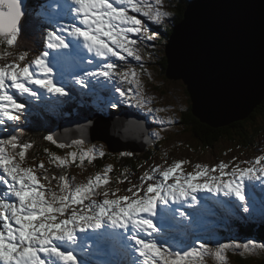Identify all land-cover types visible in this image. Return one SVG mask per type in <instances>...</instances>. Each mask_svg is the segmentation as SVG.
<instances>
[{
  "label": "snow or ice",
  "instance_id": "obj_1",
  "mask_svg": "<svg viewBox=\"0 0 264 264\" xmlns=\"http://www.w3.org/2000/svg\"><path fill=\"white\" fill-rule=\"evenodd\" d=\"M40 14L47 22L44 50L31 60H27L29 52L21 50L14 59L0 64V125L20 121L27 107L20 97L39 100L43 90L55 97L50 101L55 106L71 99L72 85L87 89L101 111L116 109L121 102L134 104L149 115L163 110L148 106L151 98L145 95L141 80L147 70L142 63L139 68L133 66L128 58L143 61L139 45L145 41L155 47L151 42L159 32L152 25L158 29L172 15L165 10L164 0H50ZM26 21L23 0H0V59L13 55L7 49L17 46ZM147 56L151 59L152 53ZM127 130L131 131L130 125ZM152 135L158 137L159 133ZM43 139L60 149L76 148L64 155L44 149L48 164L62 170L73 164L82 166L85 160L92 163L97 153L101 158L105 155L102 146L101 150L85 149L83 140L69 144L51 133ZM33 147L34 142H22L19 135L0 136V264H87L75 254H88L87 240L95 248L122 244L137 254L136 264H206L208 256L217 264H227L229 250H241L243 255L264 249V242L254 240L213 243L197 236L177 250L167 240L154 238V234L167 235L174 227L188 230L197 222L200 208L186 212L180 207L200 203L197 192L235 197L239 203L232 207L251 214L256 185L246 186L245 181H259L264 186V155L240 162L247 167L219 161L211 166L197 163L191 172L183 168L188 160L156 164L138 177V184L128 181L124 168L116 182L128 181L130 186L125 189L127 194L118 195L119 189L110 188L112 164L73 185L74 177L65 171L50 174L43 160L27 165V152ZM88 230L92 236L80 235Z\"/></svg>",
  "mask_w": 264,
  "mask_h": 264
},
{
  "label": "water",
  "instance_id": "obj_2",
  "mask_svg": "<svg viewBox=\"0 0 264 264\" xmlns=\"http://www.w3.org/2000/svg\"><path fill=\"white\" fill-rule=\"evenodd\" d=\"M174 27L167 76L188 85L192 110L214 122L245 116L264 94V0H194ZM111 123L100 120L93 137L115 150L103 134L115 132Z\"/></svg>",
  "mask_w": 264,
  "mask_h": 264
},
{
  "label": "trees",
  "instance_id": "obj_3",
  "mask_svg": "<svg viewBox=\"0 0 264 264\" xmlns=\"http://www.w3.org/2000/svg\"><path fill=\"white\" fill-rule=\"evenodd\" d=\"M184 8V5L183 6H179V7H176V10H177V17H176V20L175 22H178L181 18V12ZM22 31H23V28H22ZM21 31V32H22ZM169 32V31H168ZM135 62V61H134ZM139 63V62H138ZM142 63V62H140ZM162 65H157V67L159 68V71H160V75H163V72H165V69L167 67L166 63H165V59H164V62H161ZM138 67H139V64H138ZM164 83H166L164 81ZM148 97V96H147ZM166 102V101H165ZM91 105V102L89 103ZM167 104V102L165 103ZM177 103H173V106H176ZM191 109H192V106L189 105V111H188V117L190 116V120L189 121H186L187 123H191L192 121H194L196 118L193 116V114L191 113ZM181 111L184 112L183 109H181ZM254 111L256 112H262L264 113V98L263 100L258 104V106L254 109ZM46 111H44V113L42 115H45L46 118H48L50 121H56L55 119L56 118H59L60 120L62 118H64L65 116L63 115H59V116H55V114L52 113H48V114H45ZM44 118V117H43ZM62 121V120H61ZM150 124L153 126V122H150ZM235 125H238L235 123ZM239 126V125H238ZM240 127V126H239ZM46 132H50L46 127L42 126V125H34L32 127L29 128V130H27V136L30 138V141H33V139H35L34 141L36 142V149H35V153H39L42 149L43 146H46L48 147L46 144H44V135H46ZM209 142V141H208ZM119 155V154H118ZM128 156H121L120 158L119 157H115V159H119V162L120 163H123V164H126V165H130L132 164L133 162V158L134 157H131L130 158H127ZM136 159V158H135ZM243 217V216H242ZM241 217H231V219H240ZM244 220L246 221H249V220H261V216H257V217H245ZM260 234L262 236H264V231L263 232H260Z\"/></svg>",
  "mask_w": 264,
  "mask_h": 264
},
{
  "label": "rangeland",
  "instance_id": "obj_4",
  "mask_svg": "<svg viewBox=\"0 0 264 264\" xmlns=\"http://www.w3.org/2000/svg\"><path fill=\"white\" fill-rule=\"evenodd\" d=\"M45 0H43V2H44ZM132 59V58H131ZM3 60H5V58H3ZM12 59L11 58H9L7 61H11ZM6 61V62H7ZM1 64V63H0ZM138 64H140V62L138 63ZM143 64V63H142ZM144 66V65H143ZM151 67L153 68V70L156 72V76H159V74H157V71H158V68H157V66H155V65H151ZM159 73V72H158ZM171 87H173V90H174V92H172V93H167V95L165 96V98L166 99H168V100H170V103L173 105V103L175 102V103H178V102H183V100L184 101H186V96H185V94H184V92H183V88H182V86H181V84L180 83H178V82H174V83H172V84H168V85H166V86H163V87H161V90L162 91H166L168 88H171ZM175 94H176V96H175ZM147 96V95H146ZM172 100H175V101H172ZM166 102H167V100H165ZM165 102V103H166ZM181 110V109H180ZM153 126H158L159 125V123H156V122H153ZM235 128V127H234ZM234 128H232V129H229V133L230 134H232L233 133V130H234ZM257 134H264V131L262 132V131H260L259 129H257V128H249V129H247V135H250V136H255V135H257ZM54 136H56V137H58L59 139H62V136L60 137L57 133L56 134H53ZM224 144L225 145H227V146H230V147H234L235 146V143L234 142H231V141H229V140H226V141H224ZM218 148H219V146L218 147H216L215 149H214V152L216 153V151L218 150ZM234 148H238L239 149V147L238 146H235ZM53 152V151H52ZM187 152H189V150H188V148L186 147V146H184L180 151H178V150H175L174 151V153H177V154H179V155H181V154H184V153H187ZM55 153V152H54ZM44 154V156L47 158L48 156L47 155H45V153H43ZM189 154H191V155H197V156H204V157H206V156H208V155H204V154H199V153H197V152H194L193 154L192 153H189ZM183 167H190V163H187V164H185V165H183ZM210 198H215V197H210ZM251 214H254V212H251ZM178 249H179V247H178ZM210 264H217V263H210ZM228 264H233V261L232 260H229L228 261Z\"/></svg>",
  "mask_w": 264,
  "mask_h": 264
},
{
  "label": "bare ground",
  "instance_id": "obj_5",
  "mask_svg": "<svg viewBox=\"0 0 264 264\" xmlns=\"http://www.w3.org/2000/svg\"><path fill=\"white\" fill-rule=\"evenodd\" d=\"M36 15H37V14H36ZM174 29H175V27H174ZM170 42H171V41H169V43H170ZM212 47H213V45H212ZM251 67H252L253 69H256V66H255V65H251ZM220 100L223 101L224 99H220ZM208 109H209V108L205 109L204 111H208ZM234 110L237 111V107H236V106H234ZM197 111H199V110H197ZM45 114H48V112L46 111ZM53 114H55V116H59V115L56 114L55 112H53ZM231 116H232V115H230V117H231ZM43 117H44V118H43ZM40 118H41V119H45L46 121H50L48 118L45 117V115H42ZM61 120L64 121V118H62ZM112 125L114 126V123H113ZM252 215H254V214H252ZM257 216H260V215L256 214V215H254L253 217H257ZM262 217H264V215H263Z\"/></svg>",
  "mask_w": 264,
  "mask_h": 264
}]
</instances>
